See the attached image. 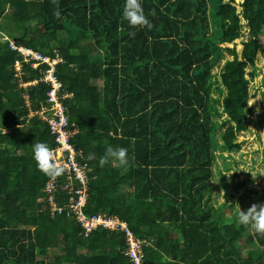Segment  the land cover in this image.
Here are the masks:
<instances>
[{
    "label": "trees",
    "instance_id": "1",
    "mask_svg": "<svg viewBox=\"0 0 264 264\" xmlns=\"http://www.w3.org/2000/svg\"><path fill=\"white\" fill-rule=\"evenodd\" d=\"M142 2L151 28L128 24L125 0H0V39L59 59L71 141L91 167L86 212L127 222L145 240V264H264V233L229 221L212 180L217 154L244 155L241 135L264 128L249 106L264 0ZM19 58L0 40V264H129L124 232L85 236L76 217L39 200L50 176L33 144L56 142L30 112L48 103L49 65L18 71ZM109 147L126 148L129 165L101 167ZM238 186L247 201L252 189Z\"/></svg>",
    "mask_w": 264,
    "mask_h": 264
},
{
    "label": "built area",
    "instance_id": "2",
    "mask_svg": "<svg viewBox=\"0 0 264 264\" xmlns=\"http://www.w3.org/2000/svg\"><path fill=\"white\" fill-rule=\"evenodd\" d=\"M5 41L10 43L13 50L20 53L21 58L15 63L16 68L19 67L18 71L24 61L32 63L33 66L49 65L43 76V80L51 84L47 93L48 103L43 104L39 111L43 119L49 123L52 132L55 133L56 143L51 149L57 162L64 166L65 171L59 176L49 177L44 187L45 194L41 198L42 201H46L53 212H66L68 216L76 217L84 229L85 236L98 228L124 232L125 254L129 258V264H145L142 250L145 240L138 238L127 222L114 214L103 212L88 214L86 212L91 167L82 158L81 151L71 141L74 132L68 128L66 108L59 95L62 83L55 75V65L59 59L52 58L50 55L26 45H18L8 36L5 37ZM64 194L68 195V200L65 204L60 205L57 198L63 197Z\"/></svg>",
    "mask_w": 264,
    "mask_h": 264
},
{
    "label": "rangeland",
    "instance_id": "3",
    "mask_svg": "<svg viewBox=\"0 0 264 264\" xmlns=\"http://www.w3.org/2000/svg\"><path fill=\"white\" fill-rule=\"evenodd\" d=\"M17 33H20L17 30ZM3 35V39H4ZM1 38V39H2ZM259 45L264 47V36L259 40ZM241 45L238 44V48ZM229 57V56H227ZM225 60H222V63ZM259 68L257 76L251 82V91L255 94L251 96L249 106H254L253 117H264V102L262 101V93L264 87L261 85L263 77V58L258 60ZM19 69V67L17 68ZM219 67L213 69L214 72L218 71ZM253 128V127H252ZM245 138L247 142L243 146L244 155H234V157H227L222 159L217 154L216 163L214 165V177L212 178L215 184V198L218 204H223V213L228 215L229 221L238 220V212L243 208L241 205L244 200V193L246 189L243 186H238L241 181H245L247 188L252 189V194L247 204H264V128L257 132L253 128V132H245L241 135V139ZM226 164L230 167L229 170L225 169ZM223 179H225V184ZM233 203L234 205H231ZM259 250L255 251L257 254ZM248 250H245L247 253Z\"/></svg>",
    "mask_w": 264,
    "mask_h": 264
},
{
    "label": "clouds",
    "instance_id": "4",
    "mask_svg": "<svg viewBox=\"0 0 264 264\" xmlns=\"http://www.w3.org/2000/svg\"><path fill=\"white\" fill-rule=\"evenodd\" d=\"M122 15L130 26L152 27L145 14L142 0H125ZM94 158V154L90 153L88 159ZM33 159L37 168L50 177L59 176L65 171L64 166L57 162L53 150L45 142L33 144ZM109 161H115L121 167H127L130 163L128 150L124 147H109L100 158L99 164L103 167ZM237 219L242 225L254 227L257 232L264 233V204H253L247 210L240 207Z\"/></svg>",
    "mask_w": 264,
    "mask_h": 264
},
{
    "label": "crops",
    "instance_id": "5",
    "mask_svg": "<svg viewBox=\"0 0 264 264\" xmlns=\"http://www.w3.org/2000/svg\"><path fill=\"white\" fill-rule=\"evenodd\" d=\"M2 33V37H3V35L6 37V36H8L7 34H5L4 32H1ZM5 37H4V39L2 38V39H0L1 41H5ZM9 37V36H8ZM14 40V39H13ZM17 69V68H16ZM27 102H28V100H27ZM34 115H37L42 121H44V119H43V117H42V115H41V113H40V111H38V110H36V111H32V112H30V116H34ZM45 122V121H44ZM16 127H18V126H16ZM4 133H6V132H10L11 130H10V128L9 127H6V128H4ZM13 151H14V149H12ZM19 152H24V150L22 149V148H20L19 150H18ZM42 197H40L39 198V200L40 201H42V199H41ZM118 232V231H117Z\"/></svg>",
    "mask_w": 264,
    "mask_h": 264
}]
</instances>
